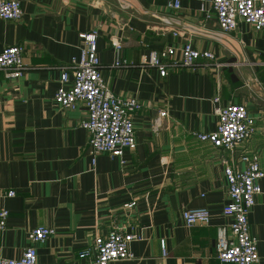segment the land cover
Here are the masks:
<instances>
[{"label": "crops", "instance_id": "crops-1", "mask_svg": "<svg viewBox=\"0 0 264 264\" xmlns=\"http://www.w3.org/2000/svg\"><path fill=\"white\" fill-rule=\"evenodd\" d=\"M20 2V20L0 18V52L24 44L27 66L19 79L6 78L0 69V189L17 193L0 199V209L10 212L0 229V256L21 257L29 232L46 226L56 233L38 245L39 264H86L79 252L95 231L134 220L142 239L131 244L133 257L110 264H231L216 249L219 228L232 221L223 212L229 202L224 152L193 132L216 128L217 95L223 106L244 103L258 127L244 146L261 150L264 167L263 32L244 20L221 32L215 14L201 11V0H181L177 9L169 0ZM93 29L106 83L143 105L133 115L137 148L122 158L102 153L95 162L89 132L80 125L87 110L65 109L54 100L60 66L80 54L79 32ZM114 34L121 49L111 43ZM186 38L214 52L221 65L181 68L165 78L149 66L151 48L180 47ZM118 58L131 65L113 66ZM160 110L167 116L157 127ZM260 185L249 214L260 253L256 264H264V179ZM134 200L136 217L123 209ZM191 207H207L211 222L187 227L182 210Z\"/></svg>", "mask_w": 264, "mask_h": 264}, {"label": "built area", "instance_id": "built-area-1", "mask_svg": "<svg viewBox=\"0 0 264 264\" xmlns=\"http://www.w3.org/2000/svg\"><path fill=\"white\" fill-rule=\"evenodd\" d=\"M210 8H206L205 0H201V11L207 17L215 14L221 32L235 30L240 20L252 24L264 34V0H207ZM174 8L181 7V0H169ZM23 8L20 0H0V18L20 20ZM174 35L182 34L179 30ZM82 40L80 54L73 56L71 61L62 64L61 85L55 93L54 100L62 108L77 109L83 105L87 117L80 125L90 135L88 148L93 155V162L99 154L106 153L111 157L122 158L127 150H135L138 145L133 115L143 108L142 103L134 97H123L114 93L106 83L98 54V30L81 31ZM111 43L121 49L122 43L116 34L111 36ZM180 48L181 55L175 54ZM24 44H13L0 52V69L8 79H19L27 68L24 62ZM211 50H201L193 42L185 39L179 47L176 43L167 44L162 48H151L148 64L157 68L161 77L168 76L170 71L181 68L220 66ZM131 62L118 58L113 66H128ZM217 103L215 113L218 123L213 131H194L193 135L202 142L220 149L224 154V175L227 181L229 202L223 212L232 221L218 230L216 249L222 262L231 264H256L260 261L258 240L252 235L249 214L256 205L257 196L261 194L260 181L264 179V167L261 164V150L249 149L244 146L258 133L257 117L244 103H229L225 106ZM167 116L160 110L157 127ZM243 145L242 147H240ZM122 163H125L122 160ZM17 195L15 190L0 189V199L12 198ZM137 201L123 205L124 211H134ZM10 212L7 208L0 209V229L7 226ZM128 214H125V217ZM182 218L187 227L208 225L211 213L207 207H191L182 210ZM134 220L131 223H114L106 231H95L92 240L79 252V257L86 264H110L114 261L133 257L131 244L142 239ZM56 230L52 227L39 226L29 232V245L21 257L5 258L0 256V264H39L38 245L45 243ZM163 253L166 254L165 242H161Z\"/></svg>", "mask_w": 264, "mask_h": 264}]
</instances>
